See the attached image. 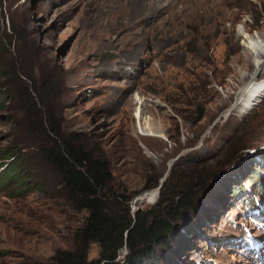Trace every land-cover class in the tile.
Returning a JSON list of instances; mask_svg holds the SVG:
<instances>
[{
  "label": "rangeland",
  "instance_id": "rangeland-1",
  "mask_svg": "<svg viewBox=\"0 0 264 264\" xmlns=\"http://www.w3.org/2000/svg\"><path fill=\"white\" fill-rule=\"evenodd\" d=\"M263 33L264 0H0V148L26 134L14 72L51 76L56 117L103 151L132 212L153 206L166 181L206 180L177 223L176 264H264V241L255 254L239 240L264 238V96L237 105L254 72L250 41ZM149 179L159 185L144 189ZM51 191L0 182V264H46L73 246L81 214Z\"/></svg>",
  "mask_w": 264,
  "mask_h": 264
},
{
  "label": "trees",
  "instance_id": "trees-1",
  "mask_svg": "<svg viewBox=\"0 0 264 264\" xmlns=\"http://www.w3.org/2000/svg\"><path fill=\"white\" fill-rule=\"evenodd\" d=\"M15 45L17 53L29 49L19 32ZM2 71L0 67V79ZM21 71L26 80L21 79ZM14 76L19 80L14 93L21 105L26 134L15 140L19 144L0 148V169L4 168L0 171L1 186L14 185L18 194H24L40 183L41 189L52 190L54 198L81 214L73 229V246L58 248L46 264H176L183 253L180 242L175 244L181 239L177 223L183 212L194 210L197 193L206 180L189 184L180 183L179 178L166 181L153 206L132 212L131 196L114 188L111 164L103 151L88 144L79 133H67L63 121L56 117L51 101L55 84L49 82L52 77L44 76L43 83L38 84L23 66ZM3 92L0 108H4L2 98L8 95ZM239 150L233 149L229 157ZM158 185L149 179L144 189ZM245 201L246 209L255 210L253 197ZM92 243L98 246V256L89 259ZM122 249L126 253L121 257Z\"/></svg>",
  "mask_w": 264,
  "mask_h": 264
},
{
  "label": "bare ground",
  "instance_id": "bare-ground-1",
  "mask_svg": "<svg viewBox=\"0 0 264 264\" xmlns=\"http://www.w3.org/2000/svg\"><path fill=\"white\" fill-rule=\"evenodd\" d=\"M251 41L249 47L252 48V52L254 54L253 57L255 58L254 72L246 78L247 84L242 88L241 97L237 101V105L241 106L245 110L251 109L253 105H255L260 98L264 96V81L257 79L259 75L264 73V33L262 35L255 36ZM135 115L139 120L141 119L142 112H140V109H137ZM143 132L147 135H158L148 132L146 128L143 129ZM156 193L157 188H154L142 195V197H149V199H153L156 196ZM260 252H262L261 249L258 253Z\"/></svg>",
  "mask_w": 264,
  "mask_h": 264
},
{
  "label": "water",
  "instance_id": "water-1",
  "mask_svg": "<svg viewBox=\"0 0 264 264\" xmlns=\"http://www.w3.org/2000/svg\"><path fill=\"white\" fill-rule=\"evenodd\" d=\"M159 189V187L157 188V190Z\"/></svg>",
  "mask_w": 264,
  "mask_h": 264
}]
</instances>
